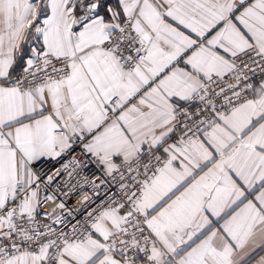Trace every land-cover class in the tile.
I'll use <instances>...</instances> for the list:
<instances>
[{"label": "snow or ice", "instance_id": "snow-or-ice-1", "mask_svg": "<svg viewBox=\"0 0 264 264\" xmlns=\"http://www.w3.org/2000/svg\"><path fill=\"white\" fill-rule=\"evenodd\" d=\"M0 264H264V0H0Z\"/></svg>", "mask_w": 264, "mask_h": 264}]
</instances>
